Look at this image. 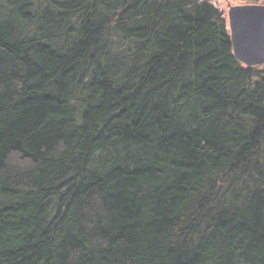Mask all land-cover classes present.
I'll return each instance as SVG.
<instances>
[{
	"label": "trees",
	"instance_id": "16d2710c",
	"mask_svg": "<svg viewBox=\"0 0 264 264\" xmlns=\"http://www.w3.org/2000/svg\"><path fill=\"white\" fill-rule=\"evenodd\" d=\"M0 264H264V64L214 1L0 0Z\"/></svg>",
	"mask_w": 264,
	"mask_h": 264
},
{
	"label": "water",
	"instance_id": "95a60500",
	"mask_svg": "<svg viewBox=\"0 0 264 264\" xmlns=\"http://www.w3.org/2000/svg\"><path fill=\"white\" fill-rule=\"evenodd\" d=\"M232 53L246 67L264 64V4L245 3L227 8Z\"/></svg>",
	"mask_w": 264,
	"mask_h": 264
},
{
	"label": "rangeland",
	"instance_id": "374dc122",
	"mask_svg": "<svg viewBox=\"0 0 264 264\" xmlns=\"http://www.w3.org/2000/svg\"><path fill=\"white\" fill-rule=\"evenodd\" d=\"M210 1H214L216 5H218L219 7L223 9V11L226 14V21H227V8L229 5L235 6V5L245 4L244 2L240 0H210Z\"/></svg>",
	"mask_w": 264,
	"mask_h": 264
}]
</instances>
